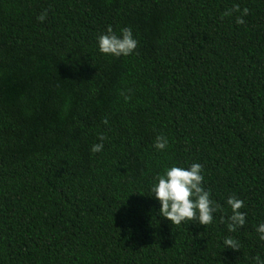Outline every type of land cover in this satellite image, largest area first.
<instances>
[{
    "label": "trees",
    "instance_id": "16d2710c",
    "mask_svg": "<svg viewBox=\"0 0 264 264\" xmlns=\"http://www.w3.org/2000/svg\"><path fill=\"white\" fill-rule=\"evenodd\" d=\"M192 163L218 210L176 226L151 190ZM261 223L264 0H0V264H255Z\"/></svg>",
    "mask_w": 264,
    "mask_h": 264
},
{
    "label": "clouds",
    "instance_id": "9594fccd",
    "mask_svg": "<svg viewBox=\"0 0 264 264\" xmlns=\"http://www.w3.org/2000/svg\"><path fill=\"white\" fill-rule=\"evenodd\" d=\"M233 11H240L239 5H234L232 9L226 11L224 15H230ZM248 14V9H243V15ZM48 15V11H42L37 19L43 22ZM236 22L243 24L242 17H237ZM99 51L106 55L116 57L131 55L138 46V41L134 38L132 29L124 27L121 29V35L117 36L111 26L107 28L105 34L98 37ZM123 95V93H121ZM130 99L125 96V100ZM105 124L108 123L105 117ZM101 141L92 146L91 152L97 153L103 150V141L106 139L102 134L98 137ZM168 146V139L163 135H157L154 147L158 150H164ZM203 165L192 163L189 168L172 166L166 169L164 174H159L156 179L158 183L152 187V193L159 200L161 207L159 214L167 218L173 225L179 226L182 222H198L204 226L213 222V214L218 210L210 199V191L202 186L204 177L202 175ZM232 214L227 219L228 231L235 232L238 227L246 223V213L240 209L244 207V201L230 196L227 200ZM223 217L221 221L223 222ZM256 231L260 234V239L264 240V223H261ZM224 247L240 249L239 242L232 237H226L223 241ZM255 264H264L260 256L253 258Z\"/></svg>",
    "mask_w": 264,
    "mask_h": 264
}]
</instances>
